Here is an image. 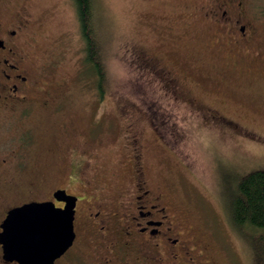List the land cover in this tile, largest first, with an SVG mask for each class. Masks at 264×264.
<instances>
[{
  "label": "rangeland",
  "instance_id": "obj_1",
  "mask_svg": "<svg viewBox=\"0 0 264 264\" xmlns=\"http://www.w3.org/2000/svg\"><path fill=\"white\" fill-rule=\"evenodd\" d=\"M201 3L93 0L106 70L102 97L96 74L84 60L73 0H0V12L24 10L31 20L30 60L45 65L40 78L46 88L64 95L60 113L49 118L37 112L25 120L33 130L32 155L44 159L55 139L58 150L66 124L81 130L97 121L89 132L98 152L99 181L107 194L118 193L128 183L123 143L126 123L134 121L129 132L141 136L151 187L164 191L215 264H252L245 236L231 222L221 192L234 175L264 167V74L260 67L225 64L233 53L198 13ZM249 3L256 22H264V0ZM144 53L176 74L182 92L218 109L240 132L207 121L202 111L172 96L173 87L145 64ZM128 108L134 113L129 119L122 115ZM93 257L90 248L86 258Z\"/></svg>",
  "mask_w": 264,
  "mask_h": 264
},
{
  "label": "flooded vegetation",
  "instance_id": "obj_2",
  "mask_svg": "<svg viewBox=\"0 0 264 264\" xmlns=\"http://www.w3.org/2000/svg\"><path fill=\"white\" fill-rule=\"evenodd\" d=\"M249 4V0H202L197 10L214 26L216 38L228 43L233 56L225 64L233 69L260 67L264 74V22H256ZM30 21L23 9L0 12V232L12 207L32 200H52L62 206L53 193L64 189L76 197L74 240L50 264H215L205 243L186 228L164 191L151 187L141 136L129 132L134 121L126 123L123 143L128 183L118 193L107 194L99 181L98 152L90 134L97 121L81 130L73 122L66 124L69 130L63 133L59 151L56 143L54 148L55 139L44 159L32 155L33 130L25 120L37 112H45L49 118L60 113L64 95L62 90L46 88L40 78L45 65L30 60ZM144 55L147 66L173 87L172 96L185 101L190 109L202 111L207 121L240 132L218 109L182 92L176 74L161 60ZM133 114L132 109H123L125 118ZM60 180L64 184H58ZM90 248L94 250L91 261L86 258ZM0 264H21L4 255L2 242Z\"/></svg>",
  "mask_w": 264,
  "mask_h": 264
},
{
  "label": "trees",
  "instance_id": "obj_3",
  "mask_svg": "<svg viewBox=\"0 0 264 264\" xmlns=\"http://www.w3.org/2000/svg\"><path fill=\"white\" fill-rule=\"evenodd\" d=\"M73 3L84 43V60L96 74L97 90L102 97L106 70L101 56L103 48L95 26L93 0H73ZM228 173L234 174L232 169ZM234 179L232 185H222L225 209L233 225L245 236L244 242L251 253L252 264H264V167L234 175Z\"/></svg>",
  "mask_w": 264,
  "mask_h": 264
},
{
  "label": "water",
  "instance_id": "obj_4",
  "mask_svg": "<svg viewBox=\"0 0 264 264\" xmlns=\"http://www.w3.org/2000/svg\"><path fill=\"white\" fill-rule=\"evenodd\" d=\"M52 200L21 203L8 211L1 223L0 242L7 258L21 264H50L74 240L76 197L56 189Z\"/></svg>",
  "mask_w": 264,
  "mask_h": 264
}]
</instances>
